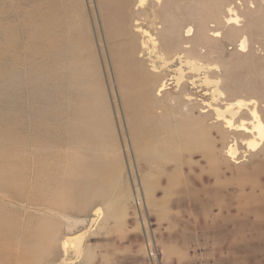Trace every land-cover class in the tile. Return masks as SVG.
<instances>
[{"label": "rangeland", "instance_id": "374dc122", "mask_svg": "<svg viewBox=\"0 0 264 264\" xmlns=\"http://www.w3.org/2000/svg\"><path fill=\"white\" fill-rule=\"evenodd\" d=\"M107 2L0 0V264H264V0Z\"/></svg>", "mask_w": 264, "mask_h": 264}, {"label": "bare ground", "instance_id": "6f19581e", "mask_svg": "<svg viewBox=\"0 0 264 264\" xmlns=\"http://www.w3.org/2000/svg\"><path fill=\"white\" fill-rule=\"evenodd\" d=\"M54 1V0H52ZM71 4V0H69ZM58 2V1H57ZM67 4V1H66ZM65 4V5H66ZM131 4V0H108V2L105 5L106 10L109 13V17L107 18V22L109 24H111L113 21H117L121 24H123L126 21V13L129 9V6ZM60 5V4H59ZM62 5V4H61ZM133 5V4H132ZM67 7V6H65ZM51 8V7H50ZM73 8V7H72ZM63 10V9H62ZM75 10V9H74ZM234 10V9H233ZM232 9L228 10V15L229 17L226 18V22L228 25H237L239 24V21L241 20L239 18V16L237 15V13L235 11H233ZM65 12V10H64ZM75 13V12H74ZM129 13V12H128ZM66 15V14H65ZM71 16V15H70ZM162 16V15H161ZM165 17H163L164 19ZM128 21V20H127ZM52 22V21H51ZM55 22V21H54ZM120 25V24H119ZM240 25V24H239ZM58 30V29H56ZM191 29H189L187 31L188 35L190 34ZM121 34V33H119ZM119 35H117L118 37ZM121 36V35H120ZM184 39V38H183ZM187 41V40H186ZM185 41V45L187 44ZM66 42V41H65ZM189 43V42H188ZM123 45V44H122ZM121 45L122 49L123 46ZM174 45V44H172ZM171 45V46H172ZM179 45V44H177ZM133 46V45H131ZM130 46V47H131ZM168 46V45H167ZM168 46V47H171ZM180 46V45H179ZM178 46V47H179ZM164 47V46H163ZM166 47V45H165ZM176 47V46H175ZM126 48V47H125ZM129 48V47H128ZM135 48V47H134ZM187 48V47H186ZM190 48V47H189ZM131 49V48H130ZM164 49V48H162ZM170 49V48H169ZM172 49V48H171ZM135 50V49H134ZM166 50V49H165ZM178 50V48H177ZM241 50L244 53H248L250 51L249 48V44H248V40L247 38H243V41L241 43ZM132 52L131 50L129 51ZM136 52V51H135ZM168 52V50H167ZM193 52V51H191ZM190 52V53H191ZM200 52V51H199ZM198 53V51H197ZM250 53V52H249ZM200 54V53H199ZM132 55V53H131ZM122 57V56H121ZM123 58V57H122ZM125 58V57H124ZM123 58V59H124ZM127 58V57H126ZM133 58V57H132ZM135 58V57H134ZM126 59H124L123 61H125ZM128 60V59H127ZM182 62V61H181ZM191 61L188 59L187 64H191ZM193 63V62H192ZM194 64V63H193ZM191 64L190 67H196L197 65H193ZM196 64V63H195ZM141 65V63H140ZM264 65V63H263ZM122 67V66H121ZM124 67V66H123ZM198 67V66H197ZM254 67V66H253ZM252 67V68H253ZM193 68V69H194ZM255 68V67H254ZM120 69V68H119ZM256 69V68H255ZM197 70V69H196ZM199 70V68H198ZM248 70H252V69H248ZM195 71V69H194ZM253 71V70H252ZM250 71V72H252ZM256 70H254L253 72H255ZM259 72V71H258ZM140 74V73H139ZM233 73L230 72V75H232ZM247 71H246V75H247ZM258 74V73H256ZM135 75V74H134ZM251 75V74H250ZM129 76V74H128ZM158 77V75H156ZM255 76V75H253ZM258 76V75H257ZM141 77V76H140ZM139 77V78H140ZM146 77V76H145ZM137 78V77H136ZM142 78V77H141ZM188 78V77H186ZM192 78V77H191ZM141 80V79H140ZM187 80V79H186ZM182 81V85H180L181 87H179V98L182 101L183 104H186L187 101L191 100V96L189 94H187V89H188V83H186L185 81ZM214 82L211 81L209 78H206L204 81V84L210 86L211 84H213ZM181 84V83H180ZM192 85L196 86L197 81H191ZM247 84V83H246ZM164 85V84H163ZM166 86H161L160 90H165ZM247 88V85H246ZM249 88V86H248ZM237 91V90H236ZM216 93V91H214ZM219 93V95L223 96L224 93L222 91H217ZM235 92V91H234ZM238 92V91H237ZM241 92V91H239ZM160 93V91H159ZM178 99V101H180ZM225 100H228L227 97H225ZM178 104H180L178 102ZM182 105V104H180ZM193 106H191L190 109H192ZM191 111V110H190ZM211 111V112H210ZM216 115V126L218 128H220V126H223V129H226L227 131H224L225 133H227L228 131H233L235 132V135L241 136V137H245L247 138L246 140V144L250 147V146H254V145H264V119L262 118L261 114L259 113V111L257 110L256 107V102L253 103L252 108H249L248 102L243 101V100H239L233 103H228L225 107H221L220 105L217 106H213L212 104L210 105V109L208 111H204V115L203 117L205 119H211L214 116V113ZM245 115H250L251 117L248 119L245 117ZM203 118V119H204ZM230 153H235V148H230ZM67 245V243L65 244V246ZM64 246V247H65Z\"/></svg>", "mask_w": 264, "mask_h": 264}]
</instances>
